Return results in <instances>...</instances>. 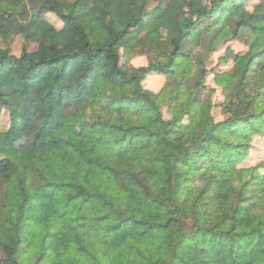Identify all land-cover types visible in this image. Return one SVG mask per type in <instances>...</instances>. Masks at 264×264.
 <instances>
[{
	"label": "clouds",
	"instance_id": "clouds-1",
	"mask_svg": "<svg viewBox=\"0 0 264 264\" xmlns=\"http://www.w3.org/2000/svg\"><path fill=\"white\" fill-rule=\"evenodd\" d=\"M0 264H264V0H0Z\"/></svg>",
	"mask_w": 264,
	"mask_h": 264
}]
</instances>
